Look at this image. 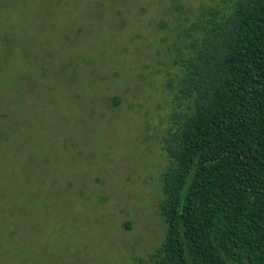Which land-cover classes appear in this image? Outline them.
Listing matches in <instances>:
<instances>
[{"label": "rangeland", "instance_id": "obj_1", "mask_svg": "<svg viewBox=\"0 0 264 264\" xmlns=\"http://www.w3.org/2000/svg\"><path fill=\"white\" fill-rule=\"evenodd\" d=\"M233 1L0 0V264H151L173 46Z\"/></svg>", "mask_w": 264, "mask_h": 264}, {"label": "trees", "instance_id": "obj_2", "mask_svg": "<svg viewBox=\"0 0 264 264\" xmlns=\"http://www.w3.org/2000/svg\"><path fill=\"white\" fill-rule=\"evenodd\" d=\"M173 46L151 264H264V0L203 7Z\"/></svg>", "mask_w": 264, "mask_h": 264}]
</instances>
